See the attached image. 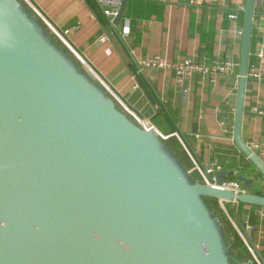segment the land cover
<instances>
[{"label": "water", "instance_id": "water-1", "mask_svg": "<svg viewBox=\"0 0 264 264\" xmlns=\"http://www.w3.org/2000/svg\"><path fill=\"white\" fill-rule=\"evenodd\" d=\"M255 3L243 9L232 139L264 176L242 135ZM230 173L192 180L19 0H0V264H233L205 199L264 208V195L245 177L239 194L219 187Z\"/></svg>", "mask_w": 264, "mask_h": 264}, {"label": "crops", "instance_id": "crops-1", "mask_svg": "<svg viewBox=\"0 0 264 264\" xmlns=\"http://www.w3.org/2000/svg\"><path fill=\"white\" fill-rule=\"evenodd\" d=\"M30 1L54 26L69 31L74 47L134 112L169 136L167 147L191 178L196 180L199 175L202 179L195 163L201 170L216 163L220 166L216 172L231 171L224 180L237 173L247 176L249 168L242 167L246 157L232 139L238 75H220L212 81L195 73L186 82V93L176 84L173 69L140 65L142 59L155 55L171 62H210L223 57L239 61L240 16L246 0H127L118 25L105 14L109 0ZM255 9L256 42L250 64L257 62L256 52L264 48V0H256ZM242 135L246 142L253 138L264 141V81L249 78ZM256 183L262 185L263 181ZM228 203L239 214L238 203ZM258 211L244 205L238 217L264 258V218ZM250 226L253 228L248 229ZM224 236L232 263L252 264V256L235 247L234 232L226 231ZM242 241L250 251L249 243Z\"/></svg>", "mask_w": 264, "mask_h": 264}, {"label": "built area", "instance_id": "built-area-1", "mask_svg": "<svg viewBox=\"0 0 264 264\" xmlns=\"http://www.w3.org/2000/svg\"><path fill=\"white\" fill-rule=\"evenodd\" d=\"M25 2L34 10L35 14L45 22L48 26V29L65 45V47L72 53V55L81 63L85 68L96 78V80L100 83L102 87L107 91V93L115 99V101L124 109L137 123L143 125L144 127L150 126L151 128L157 130L155 125L151 123H146L138 113L134 112L125 102L124 100L118 95V93L112 88V86L104 79L102 76L97 74L94 69L89 64L86 57L74 47L72 44L69 31L68 30H61L58 27L54 26L48 19L45 17L40 10L30 1L25 0ZM107 9H105V14L108 16L115 17L119 13V9L121 6V0H109L107 1ZM232 17H236L235 15ZM102 41H105L106 38L102 37ZM257 62L250 64L248 76L254 80L264 81V48H260L256 52ZM140 65L144 68L148 69H159V68H170L175 71L176 74V84L178 86L184 87L185 92L188 93V89L185 88L187 80L195 73H200L204 77L212 78V81L220 75H230L236 73L239 69V61L229 57L223 58H216L211 60L210 62H196L192 59H184L182 61L171 62L165 56L162 55H155L153 57L144 58L140 61ZM263 113L262 111H260ZM158 131V130H157ZM164 139L168 138L169 136L163 135L160 133ZM174 135L178 136L177 133ZM248 145L262 158L264 156V141L260 140L259 138H253L251 141L247 142ZM195 168L199 170L202 179L206 183H210L207 179V174H214L216 170H220V166L218 164H212L206 168V170H201V168L195 163ZM219 187L230 190L235 194H239L241 192L246 191L244 185L232 179L224 180L223 184ZM230 202L239 203L237 200H232ZM228 203L223 200H219V205L226 213L229 220L232 222L233 226L236 228L239 235L242 239L247 243V240L244 234L239 230L237 224L228 213L225 208V204ZM259 215L264 218V208L259 209ZM253 227L250 226L248 229H252ZM250 248V247H249ZM250 251L253 255V258L256 260L258 264H262L258 257L256 256L255 252L250 248Z\"/></svg>", "mask_w": 264, "mask_h": 264}, {"label": "trees", "instance_id": "trees-1", "mask_svg": "<svg viewBox=\"0 0 264 264\" xmlns=\"http://www.w3.org/2000/svg\"><path fill=\"white\" fill-rule=\"evenodd\" d=\"M240 20H241V25L243 26L244 13L241 14ZM51 35H52L53 38L57 39V37L53 33H51ZM255 42H256V37H255V32L253 31L251 52L254 49ZM57 44L60 47H62L63 49H65L67 51V53H69L73 57V59L77 62V64L81 67V64L79 63V61L72 55V53L67 48L61 46V44H59V43H57ZM250 61H252V58H251ZM235 74L238 75V70H237V72ZM177 145L182 148V145L180 143H177ZM243 157L245 158L244 155H243ZM242 167H243V169L249 168L248 172H247V176H245L242 173H237L236 175L232 176L231 179L235 180V181H239V182H241L243 184V182L239 178L240 177H245V178H247V180L251 181V183L249 184V186L247 188V190L249 192H251L253 194L264 195V176L246 158H245V164ZM195 178H196V180H201L202 181V179L200 178L199 175H197ZM192 180H195V179L192 178ZM258 180H262L263 184L262 185H258L256 183V181H258ZM205 200H206L207 204L209 205V207L211 209H212V205H213V207H217L218 208L217 209V213L223 219V221H224L223 224H225L224 227H222L223 235H225L226 231L230 232V233L234 232V235H235V237H234V239H235L234 245H235V247L238 248V250L242 251L246 256H250L251 253H250L249 249L247 248L246 244L242 241V239L239 236L238 232L234 229V226L231 223V221L229 220V218L227 217L226 213L224 211H222V209L219 207L218 200L215 199V198H206ZM238 205H239V209L240 210H239V214H237V215H236V211H235L236 206H232L231 203H226V208H227L228 213L235 220V223L237 224V226L244 233L245 229L242 226V223H241V221H240L238 216L241 214L240 213L241 212V208L244 207V205H246V204H243V203L239 202ZM254 207H256V206H254ZM256 208L260 209L259 207H256Z\"/></svg>", "mask_w": 264, "mask_h": 264}, {"label": "rangeland", "instance_id": "rangeland-1", "mask_svg": "<svg viewBox=\"0 0 264 264\" xmlns=\"http://www.w3.org/2000/svg\"><path fill=\"white\" fill-rule=\"evenodd\" d=\"M19 2L21 3V5L26 9V10H28L29 12H30V14L31 15H33V17L37 20V22L40 24V26H42L43 28H45V29H47V31L49 30L48 29V26L45 24V22L44 21H42L36 14H35V12H34V10L25 2V0H19ZM39 18V19H38ZM50 31V30H49ZM51 32V31H50ZM52 33V32H51ZM51 33H49V35L52 37V35H51ZM53 38V37H52ZM57 43H59V44H61V46H63V47H65V45L58 39H55V38H53ZM66 48V47H65ZM120 106V105H119ZM121 107V106H120ZM122 108V107H121ZM212 205V204H211ZM219 207L221 208V206L219 205ZM217 207H213V205H212V213H213V215H215V216H218V213H217ZM222 209V208H221ZM222 211H224L223 209H222ZM250 253H251V251H250ZM251 256H252V259H253V262H252V264H258L257 262H256V260L253 258V255H252V253H251ZM261 262V261H260ZM262 263V262H261Z\"/></svg>", "mask_w": 264, "mask_h": 264}]
</instances>
